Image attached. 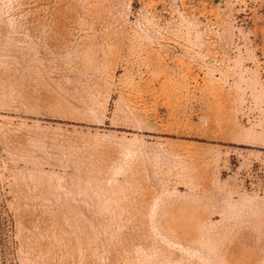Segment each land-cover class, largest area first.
Segmentation results:
<instances>
[{
    "label": "rangeland",
    "instance_id": "obj_1",
    "mask_svg": "<svg viewBox=\"0 0 264 264\" xmlns=\"http://www.w3.org/2000/svg\"><path fill=\"white\" fill-rule=\"evenodd\" d=\"M0 264H264V0H0Z\"/></svg>",
    "mask_w": 264,
    "mask_h": 264
},
{
    "label": "crops",
    "instance_id": "obj_2",
    "mask_svg": "<svg viewBox=\"0 0 264 264\" xmlns=\"http://www.w3.org/2000/svg\"><path fill=\"white\" fill-rule=\"evenodd\" d=\"M39 33H40V32H39ZM39 33H38V34L36 33L37 35H34V37H35V36H37V38L40 37L41 35H40ZM38 39H40V38H38ZM86 167H87V166H86ZM95 170H96V171H95ZM97 170H99V169H95V167H93V168H92V167H87V168L83 169L82 173H77V174H78V175H86V176H87V175H94V174H96V175H100L101 172H99V171L97 172ZM103 173H104V172H103Z\"/></svg>",
    "mask_w": 264,
    "mask_h": 264
}]
</instances>
